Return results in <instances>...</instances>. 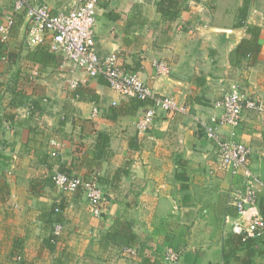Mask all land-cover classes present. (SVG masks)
<instances>
[{
  "label": "crops",
  "instance_id": "obj_1",
  "mask_svg": "<svg viewBox=\"0 0 264 264\" xmlns=\"http://www.w3.org/2000/svg\"><path fill=\"white\" fill-rule=\"evenodd\" d=\"M31 1L58 13L72 9L77 0ZM158 1L101 0L96 12L98 55L117 54L121 67L138 73L156 94L190 106L173 117L159 111L154 124L139 133L136 122L150 103L112 119L111 108H128L130 97L100 77L83 78L78 97L62 55L53 52L58 61L48 65L32 60L37 46L29 44V19L14 11L13 0H0V26L10 16L15 20L8 40L0 32V55L7 57L0 61V264H161L163 249L172 243L183 252L179 264L264 260L254 255L258 246L247 253L232 239L235 192L251 179L243 170L223 169L217 141L199 123L222 113L215 102L234 85L264 102V0H187L175 18L162 14ZM253 26L261 30L257 62L232 66L231 51ZM40 45L52 52L48 38ZM158 60L171 65L168 75L157 72ZM197 104L213 110L202 116ZM217 130L226 137L231 127ZM99 131L111 141L98 162ZM237 132L251 148L249 166L262 182L261 197L264 111L245 110ZM62 168L97 179L105 194L100 216L84 192L56 188L52 175ZM117 218L130 220L142 236L136 256L101 245V236ZM60 223L62 234L52 249L49 240Z\"/></svg>",
  "mask_w": 264,
  "mask_h": 264
},
{
  "label": "built area",
  "instance_id": "obj_2",
  "mask_svg": "<svg viewBox=\"0 0 264 264\" xmlns=\"http://www.w3.org/2000/svg\"><path fill=\"white\" fill-rule=\"evenodd\" d=\"M101 0H77L69 11L53 12L43 4H34L31 0H13L14 11L24 12L30 21L29 44L39 46L46 38L50 40V50L62 55L63 62L69 66L72 76L69 85L77 87L83 78H103L109 86L123 96L151 99L153 103L136 122L139 133L146 132L155 121L159 111L173 117L181 108L190 111V106H180L171 96L156 94L136 72L125 71L115 53L106 58L98 55L95 47L96 12ZM14 17H8L0 26L3 40H8L14 25ZM7 60L0 55V61ZM160 75H168L171 65L166 60L154 62ZM79 70V73L77 71ZM215 107L222 109L220 115L212 116L210 122L199 121L209 138L218 143V155L222 167L232 173L243 170L251 179L243 188L235 192L237 217L231 222L232 231L241 235L243 240L264 236V216L259 210L258 199L260 185L258 176L250 168L251 148L238 139L237 128L241 125L245 110L264 111V102L249 97L239 85L226 92L215 102ZM231 127L226 137L221 136L218 126ZM3 147V132L0 125V152ZM57 155V152H53ZM52 180L56 188L64 193L82 191L88 198L92 212L100 216L105 194L97 180L55 171ZM63 225L56 224L54 234L60 237ZM127 253L136 256V248H127ZM182 250L168 248L162 255V264H179Z\"/></svg>",
  "mask_w": 264,
  "mask_h": 264
},
{
  "label": "trees",
  "instance_id": "obj_3",
  "mask_svg": "<svg viewBox=\"0 0 264 264\" xmlns=\"http://www.w3.org/2000/svg\"><path fill=\"white\" fill-rule=\"evenodd\" d=\"M187 0H159L157 2L158 10L164 15H169L172 18L178 16V14L187 7ZM248 2H245L244 8L241 10L242 16L245 18L247 15ZM44 46H37L35 51L30 54V58L42 65H48L53 60L58 61V56L53 52H50L49 49ZM262 50V40H261V30L257 26L249 27L247 29L246 36L241 40L238 46L231 51L229 55V61L232 66L238 67L246 60L250 62L251 65L255 64L258 60L259 54ZM76 95L81 97V88L75 90ZM128 108L123 106L111 108V113L109 117L116 119L117 116L124 113H135L140 107L146 105L147 103L152 104L151 99L142 100L138 97H130L128 100ZM111 141V136L104 131H99L97 133V142H96V160L99 162L103 159L106 149H108ZM60 171L74 175L70 171L61 169ZM179 176V174H177ZM81 176V175H76ZM87 178V177H86ZM97 180L96 178H92ZM260 209L261 214L264 216V194L259 197L257 203ZM55 211L58 212L59 209L55 208ZM58 237L55 236L54 231L52 237H50V242L52 249L55 245ZM232 239L236 242L238 250L244 249L247 253L252 250L253 247L258 245L260 242H263L264 236L261 238H249L243 240V237L238 234H233ZM101 245L106 246H117L118 249L126 250L127 248H136L137 251L138 245L142 243V236L137 234L134 231L133 223L130 220L117 218L115 223L101 236ZM239 259V257H238ZM23 264H39L32 261L23 260Z\"/></svg>",
  "mask_w": 264,
  "mask_h": 264
},
{
  "label": "water",
  "instance_id": "obj_4",
  "mask_svg": "<svg viewBox=\"0 0 264 264\" xmlns=\"http://www.w3.org/2000/svg\"><path fill=\"white\" fill-rule=\"evenodd\" d=\"M214 31L215 32H218V33H233L234 34V32H235V30L233 31V30H230V29H222V28H214ZM196 110H197V112H198V114H200V115H202L203 116V113H207L208 111H212L213 110V108H211V107H208V106H205V105H201V104H197L196 105ZM213 113V112H212ZM211 113V114H212ZM207 114H209V113H207ZM204 121H206V119H204ZM183 211L185 212V213H187V212H189V211H194L193 210V208H187L186 210H184V208H183Z\"/></svg>",
  "mask_w": 264,
  "mask_h": 264
},
{
  "label": "rangeland",
  "instance_id": "obj_5",
  "mask_svg": "<svg viewBox=\"0 0 264 264\" xmlns=\"http://www.w3.org/2000/svg\"><path fill=\"white\" fill-rule=\"evenodd\" d=\"M255 171H257L256 169H255V167L253 168ZM258 169V168H257ZM253 171V170H252ZM261 171L258 169V173H260ZM256 246H258L257 248H258V250L256 251V252H254L255 254L254 255H263V259H264V251H261L260 249H262V250H264V241L263 242H260L258 245H256ZM168 248H175V249H178V250H181V247H179V246H177V245H174L173 243L171 244V245H169V246H166L165 247V249H163V251H162V253L164 254V252H165V250H167ZM162 254V255H163ZM251 255V254H250ZM162 257V256H161ZM252 262V261H251ZM161 264H162V259H161ZM259 264H264V260H262V261H260V263Z\"/></svg>",
  "mask_w": 264,
  "mask_h": 264
}]
</instances>
